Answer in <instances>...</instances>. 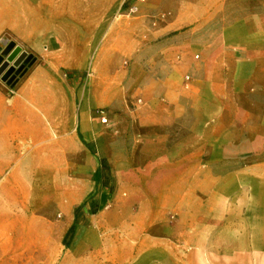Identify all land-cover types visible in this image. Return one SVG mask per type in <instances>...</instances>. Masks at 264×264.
Returning <instances> with one entry per match:
<instances>
[{
    "label": "crops",
    "instance_id": "1",
    "mask_svg": "<svg viewBox=\"0 0 264 264\" xmlns=\"http://www.w3.org/2000/svg\"><path fill=\"white\" fill-rule=\"evenodd\" d=\"M30 13V33L13 29L34 48L36 62L12 94L0 86V190L43 188L36 175L50 172V188L63 183L72 193L63 220L0 222V264H39L45 252L54 263L59 238L66 255L102 253L104 229H119L117 219L108 225L101 212L109 198L108 166L112 205L123 189L142 191L136 230L150 245L145 264H264V195L255 215L231 213V206L253 204L229 202L228 179L219 175L231 170L215 161L225 156L215 143L239 140L247 152L254 142L256 156L264 143V0H146L138 7L128 54L143 60L149 97L134 120L144 131L135 137V157L144 160L129 167L113 160L114 141L110 154L91 117L93 108L119 94V76L104 72V55L115 61V50L105 43L89 60L87 23L57 22L51 1ZM227 93L239 94V105L217 102ZM20 143L29 147L24 154ZM80 204L82 213L75 214ZM157 239L165 246H151ZM120 258L109 256L112 263Z\"/></svg>",
    "mask_w": 264,
    "mask_h": 264
},
{
    "label": "rangeland",
    "instance_id": "2",
    "mask_svg": "<svg viewBox=\"0 0 264 264\" xmlns=\"http://www.w3.org/2000/svg\"><path fill=\"white\" fill-rule=\"evenodd\" d=\"M50 1L55 6V19L57 22L88 24L89 29H87L86 33L88 40L91 39L88 41L89 60H95L97 48L105 43L110 50H115V61L112 60L111 54L104 55V72L107 75L115 74L119 76V94L113 103L93 108L91 117L95 123H98L103 128V133L107 140L105 145L108 146L110 154L112 152L111 141H114V153L117 156L113 160L116 161L117 165L129 167L143 163L144 159L142 157H135V147L138 144L135 139L139 133L144 131L142 127L135 125L134 120L138 117V110H135L145 105L149 95L145 93L143 60L140 59L134 62L128 54V29L130 20L136 14V12L129 13V7L131 5L139 7L146 0H0V48L3 49L13 41L15 45L13 49L18 47L20 51L25 52V56L33 55L35 53L34 48L22 42L16 29L20 31L25 29L22 32L30 33L32 29L30 19L33 17L32 13H30V8L38 6L46 8ZM66 32L71 31L68 30ZM77 32L80 33L82 31L77 30ZM18 55L19 53L16 51L12 54L7 67L13 64ZM5 59L7 58L4 57L3 60ZM34 59L33 63L27 66L26 71L36 62V57ZM26 71L19 76L18 80ZM186 76H184V79L189 80L190 77L187 79ZM16 83L8 85L0 77V86L7 91V96L12 94ZM218 97L217 102H221L227 107H235L240 102V95L237 93L221 94ZM99 108L104 109L107 114L108 121L106 123H101L96 116V110ZM215 146L225 153V156L216 158V164L226 170H231L229 174L219 175L228 179L229 202L232 205L234 203L238 205V203H243L244 201L248 203L252 201L253 204L248 210H246V206H242V209L238 206V209L233 211L234 207L231 206V213L255 215L257 212V198H261V195H264V172L256 169V166H264V143H259V156H256L257 151L255 149L251 150L256 146L254 142H249L246 145L247 152L243 150L245 146H242L239 140L218 142L215 143ZM28 148L25 143H20L18 146V150L22 154ZM106 160V158H102L104 166H106ZM36 177L39 178V185L43 188L0 190V222L5 223L14 219L21 224L28 216L63 220L65 215L64 204L69 199L72 191L64 189L63 183L55 184L60 186V188H50L54 181L50 172L38 174ZM105 178L107 188L104 192L105 195L108 194L109 198L105 197L103 200L101 207L102 217L108 222V225H111L110 221L112 218L117 219L119 221V229L112 230L111 226L104 229V251L91 255H81L77 251L73 252L72 255H66L63 239L59 238L55 262L48 263L49 259L47 257L49 254L45 252L40 257L39 264H145V259L149 256L145 252L150 245L144 242V233H137L138 230H136L137 221L143 218L142 191L132 188L123 189L120 191L118 202L112 205L113 201L110 194L114 192V178L111 166L106 168ZM15 199H18L17 202ZM82 205L80 204L74 208L75 214L82 213ZM62 224L61 221V227ZM155 224L157 228L161 226L160 222ZM248 230L250 231V225ZM117 233L118 239L115 237ZM248 242L250 245V237ZM132 245H135L137 249L126 253L125 251ZM163 245L164 243L160 239L151 244V246L155 247ZM113 252L121 257L120 262L112 263L109 260V256ZM151 255L152 260L150 261L159 263V255Z\"/></svg>",
    "mask_w": 264,
    "mask_h": 264
},
{
    "label": "water",
    "instance_id": "3",
    "mask_svg": "<svg viewBox=\"0 0 264 264\" xmlns=\"http://www.w3.org/2000/svg\"><path fill=\"white\" fill-rule=\"evenodd\" d=\"M14 46V42L12 41L3 49L0 48V77L8 85H14L17 82L19 76L26 71L27 66L31 65L35 60L33 55L30 54L26 55L22 61H14L12 65H9L7 67L9 59L17 48L15 47L13 49ZM4 57H6L7 59L3 60Z\"/></svg>",
    "mask_w": 264,
    "mask_h": 264
},
{
    "label": "built area",
    "instance_id": "4",
    "mask_svg": "<svg viewBox=\"0 0 264 264\" xmlns=\"http://www.w3.org/2000/svg\"><path fill=\"white\" fill-rule=\"evenodd\" d=\"M140 1H145V0H140ZM137 9L138 7L136 5H131L129 7V13H135L137 12ZM186 78L189 79V76H186ZM96 116L98 117L101 123H106L108 121L107 114L102 108L96 110Z\"/></svg>",
    "mask_w": 264,
    "mask_h": 264
},
{
    "label": "bare ground",
    "instance_id": "5",
    "mask_svg": "<svg viewBox=\"0 0 264 264\" xmlns=\"http://www.w3.org/2000/svg\"><path fill=\"white\" fill-rule=\"evenodd\" d=\"M17 53H19V55L17 56L16 60L15 61H21L23 60V58L25 57V52L23 51H20L19 48L17 47L16 50H15Z\"/></svg>",
    "mask_w": 264,
    "mask_h": 264
}]
</instances>
